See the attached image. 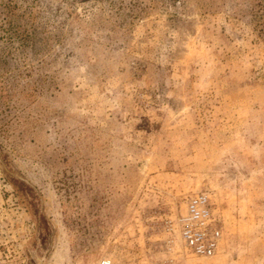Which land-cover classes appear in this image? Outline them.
Instances as JSON below:
<instances>
[{
    "label": "rangeland",
    "instance_id": "1",
    "mask_svg": "<svg viewBox=\"0 0 264 264\" xmlns=\"http://www.w3.org/2000/svg\"><path fill=\"white\" fill-rule=\"evenodd\" d=\"M102 258L264 264V0H0V264Z\"/></svg>",
    "mask_w": 264,
    "mask_h": 264
},
{
    "label": "built area",
    "instance_id": "2",
    "mask_svg": "<svg viewBox=\"0 0 264 264\" xmlns=\"http://www.w3.org/2000/svg\"><path fill=\"white\" fill-rule=\"evenodd\" d=\"M221 237V226L210 197L205 193L191 196L180 220V238L185 247L195 256L210 258L216 254ZM105 261L113 264L108 258L100 259L97 264Z\"/></svg>",
    "mask_w": 264,
    "mask_h": 264
},
{
    "label": "clouds",
    "instance_id": "3",
    "mask_svg": "<svg viewBox=\"0 0 264 264\" xmlns=\"http://www.w3.org/2000/svg\"><path fill=\"white\" fill-rule=\"evenodd\" d=\"M104 264H109V262L108 261H105Z\"/></svg>",
    "mask_w": 264,
    "mask_h": 264
}]
</instances>
